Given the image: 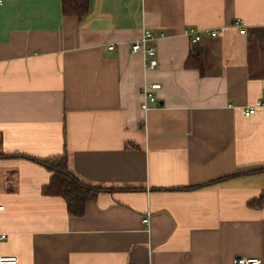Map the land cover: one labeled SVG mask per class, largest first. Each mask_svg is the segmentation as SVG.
<instances>
[{
	"label": "crops",
	"instance_id": "crops-1",
	"mask_svg": "<svg viewBox=\"0 0 264 264\" xmlns=\"http://www.w3.org/2000/svg\"><path fill=\"white\" fill-rule=\"evenodd\" d=\"M88 4L82 18L61 0L0 6V256L264 264V108L242 114L264 102V0ZM143 29L157 36L150 71L131 53ZM145 83L161 84L146 112ZM64 153L101 188L81 216L43 189L52 173L38 160Z\"/></svg>",
	"mask_w": 264,
	"mask_h": 264
},
{
	"label": "trees",
	"instance_id": "trees-1",
	"mask_svg": "<svg viewBox=\"0 0 264 264\" xmlns=\"http://www.w3.org/2000/svg\"><path fill=\"white\" fill-rule=\"evenodd\" d=\"M89 0H61L64 16L82 18L88 12ZM67 154L60 157L38 160L44 165L52 176L49 183L43 188L48 195H58L66 200L70 214L81 216L86 202L93 200L101 188L88 185L78 179L68 169Z\"/></svg>",
	"mask_w": 264,
	"mask_h": 264
},
{
	"label": "built area",
	"instance_id": "built-area-1",
	"mask_svg": "<svg viewBox=\"0 0 264 264\" xmlns=\"http://www.w3.org/2000/svg\"><path fill=\"white\" fill-rule=\"evenodd\" d=\"M4 0H0V6L3 4ZM234 25L239 28L240 34H245L246 29L240 20H236ZM207 34L211 36H217V31H206ZM185 34L191 39L192 43L198 42L201 39V33L195 28H188L185 30ZM163 33L159 34L162 37ZM157 36L150 29H143L140 37L131 43V53H141L145 57L144 70L150 71L154 70L158 66V58L156 54V48L151 44ZM112 49V47H109ZM161 87L160 83H145L142 87L143 101L141 103V109L143 111H148L150 107L158 103V97L156 91ZM264 108V102L261 100L256 101L254 104L245 107L242 110L244 117L252 116L258 109ZM3 207L0 206V210ZM150 212H147L142 217V224L148 230L150 226ZM7 238L5 233H0V239ZM18 257L16 256H0V264H17ZM141 264H151L149 261ZM233 264H261V260L258 258H243L237 257L234 259Z\"/></svg>",
	"mask_w": 264,
	"mask_h": 264
}]
</instances>
